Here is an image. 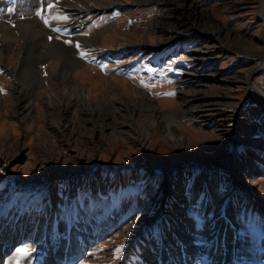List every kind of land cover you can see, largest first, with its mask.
<instances>
[{"label": "rangeland", "instance_id": "obj_1", "mask_svg": "<svg viewBox=\"0 0 264 264\" xmlns=\"http://www.w3.org/2000/svg\"><path fill=\"white\" fill-rule=\"evenodd\" d=\"M259 2L0 0V264H264Z\"/></svg>", "mask_w": 264, "mask_h": 264}, {"label": "bare ground", "instance_id": "obj_2", "mask_svg": "<svg viewBox=\"0 0 264 264\" xmlns=\"http://www.w3.org/2000/svg\"><path fill=\"white\" fill-rule=\"evenodd\" d=\"M261 5H263V3H264V0H260V2H259ZM31 23V22H30ZM27 27L24 29V31L22 32V33H24V35H23V37L24 38H26V40H28V41H32V42H34L35 43V41H37V42H40V36L38 35V34H36L35 33V31H34V29L29 25H26ZM33 26V25H32ZM6 31V30H5ZM9 31V30H8ZM7 31V32H8ZM3 32V31H2ZM37 32V31H36ZM40 33H42V31L40 32ZM8 35H10V34H7V36ZM41 35V34H40ZM4 36H6V35H3V37ZM218 37V36H217ZM220 37H218V39H219ZM5 39V38H4ZM42 41V40H41ZM37 45V44H36ZM47 48H48V44L47 45H45ZM261 62L263 63V65L260 67V68H262L263 66H264V59H263V61L261 60ZM259 68V69H260ZM33 80V79H32ZM69 85V84H68ZM69 89H71V91H72V89L76 92V94H79V93H81V90H79L80 88L79 87H74V86H71ZM68 89V91H70ZM82 89V88H81ZM82 93H83V91H82ZM254 92H252V89L251 88H249L248 89V91H247V93H246V96L247 97H250V95L251 94H253ZM84 94V93H83ZM86 97V96H85ZM80 99H82V103H83V105L85 106V108L86 109H88V103L84 100V97L83 96H81V98ZM25 105V104H24ZM219 104L217 103H212V102H210V101H206L205 100V98L204 97H201V98H199V102H198V106H197V109H199L200 111H201V113H208V112H210L211 111V109H209V107L210 108H212V107H216V106H218ZM25 107V106H24ZM22 108V107H21ZM27 109H28V107H27ZM90 112H91V109L89 108L88 109ZM162 117V116H161ZM160 117V118H161ZM163 117H164V119L165 120H167V119H169L170 121H171V117H169V116H165V115H163ZM169 121V122H170ZM171 124H169V126H168V133H170L169 132V130H170V128L171 127H174V125H173V122L171 121L170 122ZM166 125V124H165ZM127 126V125H126ZM129 128V127H128ZM131 128V127H130ZM128 131V130H127ZM164 131V130H163ZM171 134V133H170ZM179 160H177L175 163H177ZM192 162L193 163H195V164H200V162L199 161H197V160H195V159H193L192 160ZM201 165V164H200ZM47 170V173L48 174H50V173H52V172H54L53 170H49V169H46ZM55 173V172H54ZM11 185H12V183H11ZM18 185H20V184H18ZM19 205V204H18ZM14 224H15V222L13 221L12 223H11V226H12V229H14L15 228V226H14ZM80 228V230L81 231H84V228L83 227H79ZM15 231V230H14ZM93 233H91V231L89 230L88 231V234L87 235H85L84 237H83V235L81 236L82 238V241H83V238H85L86 237V240H84V241H86V242H88V241H90V240H94V238H93ZM61 241H63V243L65 242V239L63 238V236H59L58 237ZM81 239H80V241H81ZM3 246L4 245H1L0 246V258H2V257H4V255H5V253H7V249H4L3 248ZM162 251L163 250H161V252L160 253H162ZM163 254V253H162ZM59 264H66V263H69L70 262V260H69V258H67V256L66 255H62L61 257H60V259H59Z\"/></svg>", "mask_w": 264, "mask_h": 264}, {"label": "crops", "instance_id": "obj_3", "mask_svg": "<svg viewBox=\"0 0 264 264\" xmlns=\"http://www.w3.org/2000/svg\"><path fill=\"white\" fill-rule=\"evenodd\" d=\"M20 202L22 203V201H20ZM26 203H27V202H24V201H23V205H24V206H21V207L24 208V210H25V208H26ZM34 207H36V206H34ZM36 208H38V206H37ZM39 208H40V207H39ZM32 209H33V208H32ZM39 210H41V208H40Z\"/></svg>", "mask_w": 264, "mask_h": 264}]
</instances>
